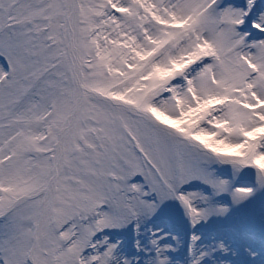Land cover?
Wrapping results in <instances>:
<instances>
[{
	"label": "snow or ice",
	"instance_id": "obj_1",
	"mask_svg": "<svg viewBox=\"0 0 264 264\" xmlns=\"http://www.w3.org/2000/svg\"><path fill=\"white\" fill-rule=\"evenodd\" d=\"M0 264H264V0H0Z\"/></svg>",
	"mask_w": 264,
	"mask_h": 264
}]
</instances>
